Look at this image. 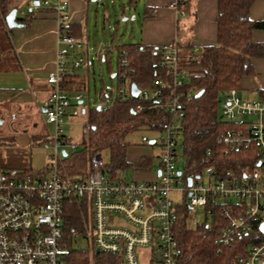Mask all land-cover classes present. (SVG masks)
I'll return each mask as SVG.
<instances>
[{"label": "built area", "instance_id": "1", "mask_svg": "<svg viewBox=\"0 0 264 264\" xmlns=\"http://www.w3.org/2000/svg\"><path fill=\"white\" fill-rule=\"evenodd\" d=\"M51 8L58 24L56 70L48 76L52 91L44 101L46 125L55 127V136L47 129L43 147L49 152L44 170L26 172L24 169L0 168V264H66L75 242L88 241L91 257L98 252L118 254L125 264H140L141 249L150 250L149 264H177L178 242L175 227L178 219L174 192L185 196L189 208L186 227L198 226L196 211L208 204L219 213L223 225L217 237L221 247H232L249 238L245 253L233 264H264V97L243 98L236 90L227 91L222 99V120L231 128L222 131L217 144L223 155L250 150L261 158L260 170L255 173L234 168L219 170L208 166L203 173L187 169L188 160L181 141L186 115V100L173 94L165 78L154 81L152 88L141 89L134 98L125 72L117 75L119 88L114 102L140 99L135 114L143 113L144 104L162 114L159 141L143 135L141 146L157 150L159 163L149 171L151 179H128L119 171L113 174L105 152L90 159L86 176L72 175L64 166L69 155L79 150V144L69 142L63 126L72 123L80 114L81 95L71 96L62 80L83 63L92 65L95 57L86 41L73 35L69 0H43L39 5ZM181 14L185 13L181 11ZM83 53L77 51L84 50ZM160 68L171 74L175 86H182L185 75L181 67V48L177 42L163 44L158 49ZM102 51L98 55L100 57ZM200 60V56H193ZM126 53H121L120 67H127ZM192 95L188 96L190 101ZM106 95L107 105L109 104ZM90 129L84 127L83 139L88 140ZM155 132V133H156ZM151 141H154L151 144ZM61 147L70 150L61 151ZM66 152V155L63 154ZM213 149L207 148L210 159ZM150 156L152 153H145ZM139 158V159H140ZM138 159V160H139ZM137 161V160H135ZM182 163V167H180ZM192 181L189 185V181ZM73 199L86 203L88 219L81 230L67 234L64 228V203ZM208 218V216H207ZM124 225H121L120 222Z\"/></svg>", "mask_w": 264, "mask_h": 264}, {"label": "trees", "instance_id": "2", "mask_svg": "<svg viewBox=\"0 0 264 264\" xmlns=\"http://www.w3.org/2000/svg\"><path fill=\"white\" fill-rule=\"evenodd\" d=\"M13 1L0 0V38L3 42L6 38L3 35L6 29L5 18L13 10ZM133 1L130 0L131 3ZM256 1L217 0V43L204 46L199 54L191 52L187 56L181 52V67L185 78L180 87L174 85L168 71L160 68V46L124 44L118 47L121 53H126L128 65L120 67L116 76L125 72L129 86L135 83L142 90L152 88L156 79L165 78V84L170 85L172 93L181 94L186 100L181 141L188 160L187 169L194 173H203L208 166H215L219 172L232 168L239 172L251 173L260 170L258 165L261 158L254 152V148L224 156L221 151L223 146L217 144L220 133L232 127L222 120L220 113L224 94L229 90H236L240 94L244 80L256 75L253 60L264 58V42L253 40L254 31H264V20H252L250 17L251 8ZM187 5L188 1L178 0L176 7L185 12ZM74 27L73 25V35L78 36ZM178 45L182 48L179 43ZM108 54L107 51L100 58L105 60ZM2 55L0 50V61ZM193 56H200V60H193ZM62 85L66 92L72 95L83 94L88 86L85 76L77 73L76 69L63 78ZM200 91H204V94L197 98ZM190 94L192 98L188 101ZM261 97H264V92ZM102 100L105 104L106 95H103ZM140 103V99H130L124 103L116 101L112 105H101V109H86L89 138L83 139L79 150L65 160V166L72 175L86 176L91 169L90 159L98 152L109 153L108 166L113 174L129 169L149 171L154 166L150 156H144L137 161L129 160L130 144L127 137L138 130L160 131L164 117L158 114L156 109L150 108V104H144L143 113L133 114L132 109ZM34 137L42 138V141L46 142L47 134H35ZM207 148L213 149L210 159L205 156ZM24 170L38 171L33 168ZM207 208L213 214L212 224L204 223L188 230L186 222L189 208L185 202L182 206H177V264H233L238 256L245 253L246 246L252 241L246 238L232 247L221 248L217 244V237L223 221L219 213L213 207L211 209V204H208ZM63 218L67 234L81 230L84 221L88 219L87 204L67 199L64 203ZM93 257L91 261L89 251L73 248L66 264H125L124 258L118 254L98 252Z\"/></svg>", "mask_w": 264, "mask_h": 264}, {"label": "crops", "instance_id": "3", "mask_svg": "<svg viewBox=\"0 0 264 264\" xmlns=\"http://www.w3.org/2000/svg\"><path fill=\"white\" fill-rule=\"evenodd\" d=\"M186 1L188 5L184 15L176 7L178 0H134L130 2L129 8L140 11L137 18L140 19L141 40L137 44L161 46L178 42L182 46L181 52L187 56L191 52L199 54L204 46L216 44L217 0ZM36 2L41 1L36 0L32 5L30 4V13L25 17L17 16L21 23H25V26L9 29L6 25L3 31V35L6 36L5 40L10 46L8 54L11 59L7 61L6 68L0 69V91L5 90L11 94V101L8 100L9 98L0 96V105L4 104L3 99H7L10 102L11 111L13 109L23 110L24 101L18 98L23 97V92L31 93L40 108L41 104L38 99L40 98L41 103H44L52 91L47 79L56 70L58 24L53 10L41 4L36 5ZM92 3L91 0H69V10L75 26L74 32L78 35L76 37L86 41L90 49L88 38L86 39L84 35L85 29H89L92 18L95 19L96 27L100 16L98 11L100 4L96 3L94 7ZM250 17L252 20H264V0H257L254 3ZM253 40L264 42V31H254ZM3 56L1 61H4ZM253 65L256 75L244 80L243 89L257 91L261 95L264 92V58L254 59ZM40 110L43 113V108ZM13 118H16V115H13ZM66 139L70 142L68 137ZM29 163L23 167V164L21 166L20 164L4 165L0 162V168H33ZM139 177L142 180L153 178L150 174Z\"/></svg>", "mask_w": 264, "mask_h": 264}, {"label": "rangeland", "instance_id": "4", "mask_svg": "<svg viewBox=\"0 0 264 264\" xmlns=\"http://www.w3.org/2000/svg\"><path fill=\"white\" fill-rule=\"evenodd\" d=\"M35 1L14 0L13 5L15 6L14 9L17 8V16L25 17L29 13L30 6ZM38 1L42 2L43 0ZM92 4L94 7L96 6V3ZM98 4H100L98 25L95 27V19L92 18L89 29H85L84 33L85 38H88L91 53L95 57L94 63L88 65L85 62L81 67L76 69L77 73L85 76L88 85L86 91L81 94L83 103L80 106V114L75 117V121L63 126V134L70 139L71 143L76 144L82 142L83 129L87 125V114L82 113V111H86L89 107L95 108L107 105V103H103V95H108L109 104L114 103V97L119 88V79L117 76L112 78L111 75L117 74L120 68L121 52L118 47L124 44H137L141 40L140 19L139 17L137 18V14H140V11L128 7L130 6V0H103ZM123 7H126L124 12H122ZM134 16L136 17L135 20L132 19ZM123 17L128 18L129 21L123 22ZM0 47L1 54L4 55V61L0 62V69H3L8 65L7 61L11 59V56L8 54L10 46L6 40L3 42L2 38H0ZM84 51L85 48L84 50L77 51V53L81 54ZM101 51L102 54L108 51L107 59L103 60L98 57ZM240 95L248 100L262 98L259 92L244 89L240 91ZM0 96L1 98H9L8 100L11 101V94L5 90L0 91ZM22 96L18 98L24 101L23 110L17 111L13 109L11 111L10 102L7 99H3L2 102L4 104L0 105V120L3 119L0 123V162L4 165L20 164L19 166H21L23 164V167L30 162L35 170H44L47 166V155L49 152L42 146L44 143L42 138H39L40 140L35 139L34 135L36 133L47 134L48 129L51 136L54 137L55 127L53 125L46 127L44 114L40 110L44 103H41L40 98L38 99L41 104L39 108L31 93L23 92ZM13 115H16V118H13ZM143 135L156 138L159 141L162 134L159 132H146L144 130L132 132L127 137V142L130 144L129 160L135 161L145 153H152L154 164H158L157 150L141 146ZM63 150L69 151L70 148L61 147V151ZM105 157L106 161L110 162L108 152H105ZM179 166L182 167V163ZM120 174L130 180L142 179L139 177L142 175L136 174L131 169L121 171ZM173 198L177 206L180 207L184 204L185 196L182 193L174 192ZM196 215L199 225L204 223L212 224V216L207 214L206 208L199 207ZM120 224L124 225L122 221ZM88 246V241L85 238H80V240L75 242L74 249L88 251ZM138 252L141 255L139 257L140 264H149L150 257L148 256L150 255V250L141 249ZM93 259L94 257H91V261Z\"/></svg>", "mask_w": 264, "mask_h": 264}, {"label": "water", "instance_id": "5", "mask_svg": "<svg viewBox=\"0 0 264 264\" xmlns=\"http://www.w3.org/2000/svg\"><path fill=\"white\" fill-rule=\"evenodd\" d=\"M102 1H103V0H91V2H93V3H101ZM35 4L38 5L39 3L36 2ZM125 8H126V7H123L122 12L125 11ZM132 19L135 20L136 17L134 16ZM122 21H123V22H128L129 19L126 18V17H123V18H122ZM5 22H6V25H7V27H8L9 29H13V28H17V27H23V26H25V23H21L20 20H19L18 17H17V8H16V9H13V10H12V11L6 16V18H5ZM114 77H116V74H113V75H112V78H114ZM131 92H132V95H133L134 98H138V96H139V94H140V92H141V89H140L135 83H133V84L131 85ZM203 94H204V91H200V92L197 94V98L201 97ZM80 104H82V101H80ZM101 108H102V106H98V109H101ZM82 112L85 113L86 111L83 110ZM43 113H44V111H43ZM132 113L135 114V111L132 110ZM1 122H2V121L0 120V123H1ZM153 143H154V141H151V144H153ZM63 154L66 155V152H63ZM259 166H261V163H259ZM191 183H192V181L190 180V181H189V185H191ZM261 231L264 232V223H263L262 226H261Z\"/></svg>", "mask_w": 264, "mask_h": 264}]
</instances>
